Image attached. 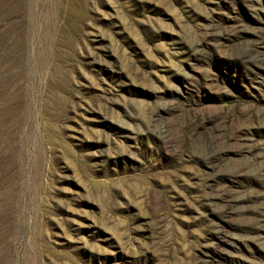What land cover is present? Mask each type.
I'll return each instance as SVG.
<instances>
[{
  "label": "rangeland",
  "instance_id": "1",
  "mask_svg": "<svg viewBox=\"0 0 264 264\" xmlns=\"http://www.w3.org/2000/svg\"><path fill=\"white\" fill-rule=\"evenodd\" d=\"M0 264H264V0H0Z\"/></svg>",
  "mask_w": 264,
  "mask_h": 264
}]
</instances>
